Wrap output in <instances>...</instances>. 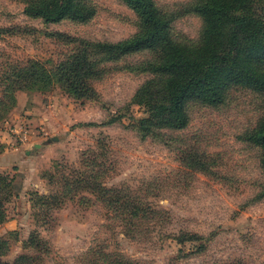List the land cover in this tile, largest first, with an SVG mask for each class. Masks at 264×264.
I'll list each match as a JSON object with an SVG mask.
<instances>
[{"label": "rangeland", "instance_id": "obj_1", "mask_svg": "<svg viewBox=\"0 0 264 264\" xmlns=\"http://www.w3.org/2000/svg\"><path fill=\"white\" fill-rule=\"evenodd\" d=\"M27 1L0 0V100L12 67L39 60L51 68L74 52L57 33L115 42L138 31L122 0H89L97 12L87 23H45L25 14ZM155 1L177 15L176 38L199 41L194 0ZM151 58L112 63L90 100L59 86L16 93L0 120V174L14 184L0 224L6 262L264 264L262 148L248 140L264 117V93L234 87L218 107L192 102L187 128L144 138L137 123L145 108L132 100L152 75L117 66ZM78 179L98 185L69 193L67 181ZM51 195L64 202L43 206L40 197Z\"/></svg>", "mask_w": 264, "mask_h": 264}, {"label": "trees", "instance_id": "obj_2", "mask_svg": "<svg viewBox=\"0 0 264 264\" xmlns=\"http://www.w3.org/2000/svg\"><path fill=\"white\" fill-rule=\"evenodd\" d=\"M122 1L138 16L135 34L110 42L57 33L74 44V52L51 68L39 60L12 67L6 74L4 99L0 100V120L16 106L18 91H49L59 86L77 99H93L97 96L95 82L107 76L112 63L143 52L151 53L152 58L137 65L117 67L152 75L132 100L145 108L146 116L137 123L144 138L162 129L187 128L188 107L192 102L218 107L226 102L234 87L264 93V0H194L187 4L188 12L203 21L200 39L194 43L176 38L173 22L177 15L166 12L155 0ZM24 12L45 23L63 20L87 23L97 11L89 0H28ZM116 120L112 118L110 123ZM248 140L262 148L264 169V117L249 133ZM67 184L69 193L79 187L94 190L98 185L81 179ZM13 188V179L0 174V224L7 219L5 204L12 197ZM40 200L43 206L64 202L57 195L41 196ZM31 243H35L34 237ZM3 244L6 242H0V264H10L2 258ZM29 261L23 255L14 264ZM114 264L131 263L123 259Z\"/></svg>", "mask_w": 264, "mask_h": 264}, {"label": "water", "instance_id": "obj_3", "mask_svg": "<svg viewBox=\"0 0 264 264\" xmlns=\"http://www.w3.org/2000/svg\"><path fill=\"white\" fill-rule=\"evenodd\" d=\"M53 140L55 141V140H57V138H56V137H54V138H53ZM39 146H40V145H37V147H39Z\"/></svg>", "mask_w": 264, "mask_h": 264}]
</instances>
